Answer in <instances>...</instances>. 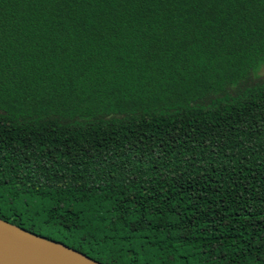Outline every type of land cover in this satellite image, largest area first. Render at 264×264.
Masks as SVG:
<instances>
[{"label":"trees","instance_id":"1","mask_svg":"<svg viewBox=\"0 0 264 264\" xmlns=\"http://www.w3.org/2000/svg\"><path fill=\"white\" fill-rule=\"evenodd\" d=\"M0 220L100 264H264V0H0Z\"/></svg>","mask_w":264,"mask_h":264},{"label":"water","instance_id":"2","mask_svg":"<svg viewBox=\"0 0 264 264\" xmlns=\"http://www.w3.org/2000/svg\"><path fill=\"white\" fill-rule=\"evenodd\" d=\"M0 264H100L71 249L0 220Z\"/></svg>","mask_w":264,"mask_h":264},{"label":"rangeland","instance_id":"3","mask_svg":"<svg viewBox=\"0 0 264 264\" xmlns=\"http://www.w3.org/2000/svg\"><path fill=\"white\" fill-rule=\"evenodd\" d=\"M260 71L262 72L263 71V68H261Z\"/></svg>","mask_w":264,"mask_h":264}]
</instances>
